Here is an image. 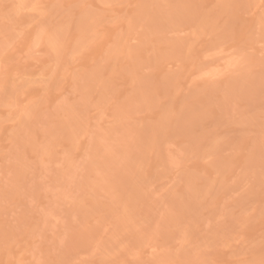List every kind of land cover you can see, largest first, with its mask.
<instances>
[{
    "label": "rangeland",
    "instance_id": "rangeland-1",
    "mask_svg": "<svg viewBox=\"0 0 264 264\" xmlns=\"http://www.w3.org/2000/svg\"><path fill=\"white\" fill-rule=\"evenodd\" d=\"M0 264H264V0H0Z\"/></svg>",
    "mask_w": 264,
    "mask_h": 264
}]
</instances>
